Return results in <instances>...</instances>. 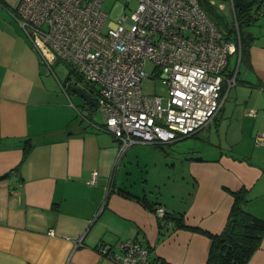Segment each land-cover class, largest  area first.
<instances>
[{"label":"crops","instance_id":"obj_1","mask_svg":"<svg viewBox=\"0 0 264 264\" xmlns=\"http://www.w3.org/2000/svg\"><path fill=\"white\" fill-rule=\"evenodd\" d=\"M252 1L251 19L235 39L241 34L248 50L228 60L235 83L196 131L215 124L218 132L221 121H215L228 99L236 145L232 153L217 145L213 157L200 150L202 158L192 159L185 158L192 150L179 149L185 136L163 146L137 142L119 155L112 133L97 126L103 116L67 90L80 85L96 98V86L66 63L65 79L51 76L59 60L48 67L28 40L14 17L19 0H0V264H118L97 246L127 239L162 264H207L211 238L201 229L222 230L233 192L245 188V209L264 218V145L254 143L264 131V14L258 15L264 0ZM232 10L236 24L233 1ZM156 155L165 159L161 166L152 161ZM92 170L98 171L94 184ZM157 205L182 213L181 221L161 224L152 210ZM246 264H264V238Z\"/></svg>","mask_w":264,"mask_h":264},{"label":"built area","instance_id":"obj_2","mask_svg":"<svg viewBox=\"0 0 264 264\" xmlns=\"http://www.w3.org/2000/svg\"><path fill=\"white\" fill-rule=\"evenodd\" d=\"M103 1L19 0L14 17L48 67L62 61L96 86L103 116L97 126L112 133L119 155L134 143L166 144L209 123L225 99L224 83L228 89L235 83L226 67L236 41L225 38L199 0H137L130 14L107 24ZM148 60L152 73L145 69ZM151 76L166 86V105L160 95L142 91V80ZM254 143L264 145V131H257ZM97 174L92 170L91 184ZM112 179L111 174L108 191ZM154 212L163 223L164 206ZM97 249L118 264H162L131 239L102 241Z\"/></svg>","mask_w":264,"mask_h":264},{"label":"trees","instance_id":"obj_3","mask_svg":"<svg viewBox=\"0 0 264 264\" xmlns=\"http://www.w3.org/2000/svg\"><path fill=\"white\" fill-rule=\"evenodd\" d=\"M232 1L238 28L236 27V24L229 27L226 23H224L223 16L218 14L219 7L215 4H212L207 0H199V3L220 31L224 28L226 29L225 34L222 31L225 38L235 40L237 38L238 31L241 28L242 22H246L251 19L250 11L254 2L252 0ZM232 35H234L233 38ZM239 37V42L237 43L239 46L236 51H238L240 57H242L248 50L247 47L249 42L245 40L241 34ZM227 68L228 65L226 67L227 75L234 76V70H227ZM70 69L72 73L77 74L74 69L71 67ZM226 88L227 85L224 83L222 87V94L225 92ZM159 146H163V144H160ZM28 150L29 145L25 147V151L28 152ZM246 191L247 190L245 188H242L233 192L234 200L229 210L226 223L220 232L213 233L201 229L211 238V247L207 264H246L252 253L259 247L262 238H264V218L254 215L244 207L245 203L249 200ZM155 208L156 206L152 207V210L155 211ZM181 217L182 213L172 215L166 211L164 214V222H161V224L167 225L169 219L181 221Z\"/></svg>","mask_w":264,"mask_h":264},{"label":"rangeland","instance_id":"obj_4","mask_svg":"<svg viewBox=\"0 0 264 264\" xmlns=\"http://www.w3.org/2000/svg\"><path fill=\"white\" fill-rule=\"evenodd\" d=\"M212 4H215L219 7L218 14L220 16H223V21L226 23L227 26L232 27L235 25L234 16H233V10H232V1L231 0H207ZM137 6V0H104L103 1V9L108 12L107 19L105 23L107 24L109 21H116L121 15L124 13L130 14ZM223 33L225 34L226 29L224 28ZM232 58V56H231ZM145 69L148 73H152L153 70V63L148 60L146 63ZM69 73V66L65 63L59 61L56 66L53 67V73H51V76L54 77H60V79H65L66 76ZM142 91L147 94H157L162 97V103L163 105H166L167 102V88L166 86L161 82L160 79H158L155 76L146 77L142 80L141 83ZM67 90L69 93L72 91L70 90V86H67ZM230 88L226 91L225 97L228 95ZM71 96H76L74 93H71ZM81 99V97H80ZM231 106L229 104V101L227 99L226 105L224 108L221 109V111L217 115V120L215 122H220L221 124L218 126L220 127V130L218 132H215V124H212L209 129L201 130L200 132H195L193 134L187 135L179 140V149L182 151H190L192 152L187 154V157L192 156H203L202 154H199L197 151H204L205 157L210 158L213 157V155L217 154L218 147L217 145H221L222 147L227 146V149H230L229 152L232 153L231 149H234L236 145V140L238 139V135H233L232 131L235 127H237L236 119L234 114H232L230 110ZM233 111V110H232ZM96 117H100V113L96 114ZM153 146V144H148ZM232 145V146H231ZM254 148V145H252ZM234 151V150H233ZM157 158H153L152 161L158 162V166H161V162H163L165 159H161L159 155H156ZM185 156L182 154V158ZM171 162V160L169 161ZM178 166V164L176 163ZM161 170V169H159ZM178 172V170H177ZM157 174V172H155ZM164 180H161L160 183H163ZM169 184V181H168ZM162 185V184H161ZM164 188V187H162Z\"/></svg>","mask_w":264,"mask_h":264},{"label":"water","instance_id":"obj_5","mask_svg":"<svg viewBox=\"0 0 264 264\" xmlns=\"http://www.w3.org/2000/svg\"><path fill=\"white\" fill-rule=\"evenodd\" d=\"M70 90L72 92H74L75 94H77L79 97H81L83 103H85L87 108H89L93 112H95L97 110L96 99L92 96V94H90L82 86H80V85H71L70 86ZM185 158H192V159L198 158V159H201L202 156H192V157L185 156Z\"/></svg>","mask_w":264,"mask_h":264}]
</instances>
